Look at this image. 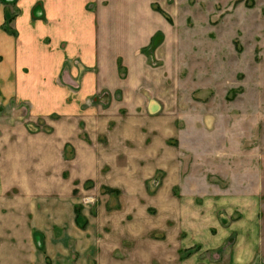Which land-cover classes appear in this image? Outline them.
Listing matches in <instances>:
<instances>
[{"label":"rangeland","instance_id":"obj_1","mask_svg":"<svg viewBox=\"0 0 264 264\" xmlns=\"http://www.w3.org/2000/svg\"><path fill=\"white\" fill-rule=\"evenodd\" d=\"M114 5L119 15L112 26L126 28L127 11H142L149 14L151 38L130 66L118 57V89L104 85L81 104L83 115L69 119L73 136L63 152V177L76 173L72 159L83 177L70 176L76 205L91 220L96 242L110 247L100 250L102 260L164 240L159 196H179L184 183L186 191L262 189L248 264H264V0ZM61 119L40 116L30 128L53 130L49 123L58 127ZM241 215L235 210L227 219L235 223Z\"/></svg>","mask_w":264,"mask_h":264},{"label":"crops","instance_id":"obj_2","mask_svg":"<svg viewBox=\"0 0 264 264\" xmlns=\"http://www.w3.org/2000/svg\"><path fill=\"white\" fill-rule=\"evenodd\" d=\"M117 1L0 0V264H248L262 189L186 191L183 183L179 196H159L164 240H147L146 247L128 248L107 263L100 250L110 247L96 242L91 220L82 213L85 226L75 221L70 176L83 177L73 159L76 173L63 177L64 144L73 136L69 119L83 115L81 104L104 85L117 88L118 57L135 63L152 34L149 14L142 11H127L126 28L112 26ZM7 11H16L10 22L16 34L2 28ZM136 15L144 22L136 24ZM53 113L62 118L58 127L47 122L53 130L30 128ZM235 210L244 215L233 223L228 217ZM235 232L245 236L235 238Z\"/></svg>","mask_w":264,"mask_h":264},{"label":"trees","instance_id":"obj_3","mask_svg":"<svg viewBox=\"0 0 264 264\" xmlns=\"http://www.w3.org/2000/svg\"><path fill=\"white\" fill-rule=\"evenodd\" d=\"M2 2L6 3V4H13L15 2V0H2ZM15 14H16V11H12V12L7 11L5 14L4 22L2 24V28L10 34H16V31L10 25V22L14 18ZM74 210H75V221H76V223L79 226L84 227L86 224V220L83 218V215L80 212V208L77 205H75Z\"/></svg>","mask_w":264,"mask_h":264}]
</instances>
